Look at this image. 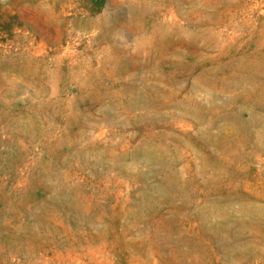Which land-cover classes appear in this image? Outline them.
Instances as JSON below:
<instances>
[{
  "label": "rangeland",
  "instance_id": "rangeland-1",
  "mask_svg": "<svg viewBox=\"0 0 264 264\" xmlns=\"http://www.w3.org/2000/svg\"><path fill=\"white\" fill-rule=\"evenodd\" d=\"M0 264H264V0H0Z\"/></svg>",
  "mask_w": 264,
  "mask_h": 264
}]
</instances>
